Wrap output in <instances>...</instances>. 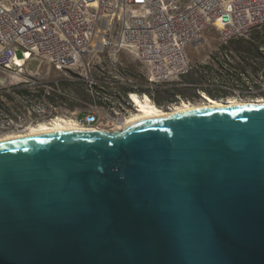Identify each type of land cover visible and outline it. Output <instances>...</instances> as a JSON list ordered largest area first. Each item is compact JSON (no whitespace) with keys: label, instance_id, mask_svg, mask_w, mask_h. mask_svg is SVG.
I'll return each mask as SVG.
<instances>
[{"label":"water","instance_id":"obj_1","mask_svg":"<svg viewBox=\"0 0 264 264\" xmlns=\"http://www.w3.org/2000/svg\"><path fill=\"white\" fill-rule=\"evenodd\" d=\"M0 264H264V103L0 139Z\"/></svg>","mask_w":264,"mask_h":264},{"label":"built area","instance_id":"obj_2","mask_svg":"<svg viewBox=\"0 0 264 264\" xmlns=\"http://www.w3.org/2000/svg\"><path fill=\"white\" fill-rule=\"evenodd\" d=\"M263 25L264 0H0V71L21 76L26 61L36 55L68 71L67 82L84 81L88 88L81 99L59 81L23 75L16 88L26 91H5L9 100L0 93V106H5L0 107V135L65 115L112 130L136 113L132 94L155 103L159 86L192 69L184 49L199 42L208 26L226 44ZM122 51L142 64L143 83L121 76L116 56ZM104 53L111 55L109 65L97 72L109 79L99 81L92 70L102 61L90 55ZM232 92L238 96L251 88ZM174 103L160 107L170 109Z\"/></svg>","mask_w":264,"mask_h":264},{"label":"rangeland","instance_id":"obj_3","mask_svg":"<svg viewBox=\"0 0 264 264\" xmlns=\"http://www.w3.org/2000/svg\"><path fill=\"white\" fill-rule=\"evenodd\" d=\"M200 41L197 42L194 45H187L184 49L185 55L189 61V63L192 65V69L185 74V79L190 80L193 79L195 81H198L199 83H203L204 85H209L213 86L215 88V91H228L230 95L228 97H235V98H240V99H254L252 97L248 98H242L237 95H234L232 91H240L238 87H232V86H226V85H219V82L212 77L210 74H204V69L205 65L211 61L210 54L214 53L219 50L220 46V41L218 39V32L216 28L213 26H208L205 30H203L200 34ZM18 57L22 56L21 52H18ZM97 57L100 58L102 61V65L99 63L94 66V69L92 70V74L98 76L97 79L99 81H102L103 79H109V76L106 72H103V74H99V69L102 67L106 69V66L109 65L107 63L108 57H111V55L108 53H104L102 55H95L91 54L90 58L92 61L97 62ZM117 63H121V66L119 67L118 64H116L117 67H119L120 74L123 77H128L132 79L133 81H137L139 83L144 82V68L142 64H140L134 56L127 52V51H122L117 54L116 56ZM106 63V64H105ZM102 66V67H101ZM34 73H39V75L43 78L44 81L47 82H54V81H59L63 88H65L67 91H75L76 94L79 97H86V94L84 91H86L87 85L84 83V81H78L77 83L75 82H67L69 73L66 70H56L54 66L48 61L46 57H40L36 55H32L31 58H29L25 65L24 68L21 71V76L20 75H15L12 73H7V72H2L0 71V91H3L6 89V91H11L13 87L20 86L22 84V78L23 75H31ZM184 76V75H183ZM246 81V80H245ZM177 82V81H175ZM210 82V83H209ZM246 84L249 85L248 81L245 82ZM175 84V83H174ZM173 89V91H191L189 93L193 94L192 91H200L202 93V90H198L196 87H173L170 88ZM178 89V90H177ZM13 91V90H12ZM263 92L264 89H251V93H259ZM261 97V96H260ZM264 97V96H263ZM259 98V97H258ZM262 98V97H261ZM185 100V99H183ZM189 100L191 102H199L201 100L200 95H195L194 97H190ZM160 107V106H159ZM4 111H1L0 109V114L3 115ZM79 117L82 116V114L78 113ZM78 116V115H77ZM64 119H75L76 116H70V115H65L63 117ZM2 120V119H0ZM102 121V118L100 119ZM77 122L76 120H74ZM78 123V122H77ZM80 124V123H79Z\"/></svg>","mask_w":264,"mask_h":264},{"label":"trees","instance_id":"obj_4","mask_svg":"<svg viewBox=\"0 0 264 264\" xmlns=\"http://www.w3.org/2000/svg\"><path fill=\"white\" fill-rule=\"evenodd\" d=\"M210 58L211 61L203 67L204 74H210L215 81L219 82V85L238 87L241 90L247 88L264 89V25L251 30L244 37L236 38L226 44H220L219 50L211 53ZM245 80L248 81L249 85L245 83ZM189 81L211 98L223 99L230 95L228 91H215L213 86L201 84L193 79ZM12 90L26 91L16 87H13ZM5 91L6 89L0 93H3V98L9 100L10 95ZM238 96L257 99L258 97L264 98V93H241ZM190 97H194V94H190ZM0 107L5 110L4 105Z\"/></svg>","mask_w":264,"mask_h":264},{"label":"bare ground","instance_id":"obj_5","mask_svg":"<svg viewBox=\"0 0 264 264\" xmlns=\"http://www.w3.org/2000/svg\"><path fill=\"white\" fill-rule=\"evenodd\" d=\"M201 94V100L199 102H191L189 100L181 99L178 103L171 105L170 109H163L153 103L147 96L140 98L139 96L132 94L131 99L136 105V113L132 114L125 122L120 123L117 127L112 130H107L104 128L89 127L79 122H75L74 119H64L58 117L49 122H38L36 125H30L25 130L19 132H11L0 135V139L9 138L11 136H18L28 134L30 132H40L45 130H61V129H96V130H107V131H119L126 124L133 123L137 120L154 117L165 113L175 112L177 110L207 106H217V105H229V104H242V103H264V98L257 99H238L235 97H227L223 99H215L207 96L205 93Z\"/></svg>","mask_w":264,"mask_h":264},{"label":"crops","instance_id":"obj_6","mask_svg":"<svg viewBox=\"0 0 264 264\" xmlns=\"http://www.w3.org/2000/svg\"><path fill=\"white\" fill-rule=\"evenodd\" d=\"M175 83V84H174ZM195 87V84H191L189 80L185 79V75L181 76L177 82L171 84L159 86L153 93V99L157 106H165L177 101V98L180 99H189V92L191 91H173V87ZM178 90V89H177ZM75 92V91H74ZM200 91H193V94L199 95ZM203 93V92H202ZM81 99H85L80 97ZM175 104V103H174Z\"/></svg>","mask_w":264,"mask_h":264}]
</instances>
